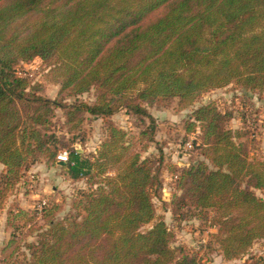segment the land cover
<instances>
[{
	"label": "trees",
	"instance_id": "trees-1",
	"mask_svg": "<svg viewBox=\"0 0 264 264\" xmlns=\"http://www.w3.org/2000/svg\"><path fill=\"white\" fill-rule=\"evenodd\" d=\"M34 58L48 65L55 99L16 74L18 63ZM231 85L264 89V0H0V209L23 172L56 160V109L68 134L78 133L87 115L136 116L144 149L156 128L148 107L176 100L183 110ZM92 90L93 103L78 100ZM231 119L210 101L184 120V133L200 131L201 160L176 176L170 203L173 215L212 211L213 236L228 261L264 240V199L254 192L264 191V162L251 159V141L228 129ZM132 144L109 120L93 155L71 151L66 163L56 160L72 181L96 188L77 192L69 217L54 219L55 209L45 215L27 245L28 264H197L171 247L172 233L153 203L160 168ZM26 216L8 211L7 224Z\"/></svg>",
	"mask_w": 264,
	"mask_h": 264
},
{
	"label": "rangeland",
	"instance_id": "rangeland-1",
	"mask_svg": "<svg viewBox=\"0 0 264 264\" xmlns=\"http://www.w3.org/2000/svg\"><path fill=\"white\" fill-rule=\"evenodd\" d=\"M48 65L40 59L34 58L25 63H18L15 67L19 77L27 78L31 83L42 87V95L48 99H55L58 85L48 83L45 75ZM95 90L80 94L78 100L88 104L95 100ZM71 103L73 99L64 98ZM214 101L219 110L230 112L233 119L227 127L231 131L246 132L251 141L250 157L264 162V89L263 91H247L237 86L215 89L203 95L193 105L178 109L176 100L170 103L148 107V111L155 118L154 143L142 149L145 142L138 139L140 130L144 129L141 119L126 114L124 111L107 119L88 116L80 131L68 134L63 126L62 111L56 109L53 118L52 132L58 140V154L71 151L93 155L101 145L105 136V122L111 120L115 125L127 132L133 142V149L139 151L142 158L150 160L154 167L160 168L161 187L157 197L153 199L156 216L167 222L172 233L171 247L184 250L196 257L197 264H251L252 258L264 259V240L253 243L252 248L236 260H225L220 252V246L215 241L217 232L213 224V212L207 211L204 216H196L194 211L181 210L173 215L170 203L178 195L175 183L176 176L191 161L201 160L198 146L200 131L184 133V120L189 118L192 110ZM146 125L148 121L143 120ZM57 160V156H56ZM41 160L23 172L19 183L8 192L0 209V264H28L29 250L27 245L36 240L38 229L45 227L44 217L55 209L54 219L60 220L74 213L72 202L81 189L92 188L85 179L72 181L68 170L56 161ZM4 166L0 165V176ZM256 195L264 199V191L254 190ZM45 202V205L39 208ZM22 209L27 216L7 224V212ZM31 218V219H29ZM153 223L145 225L141 231H147ZM38 230V231H37ZM14 243L6 249L8 242ZM172 264H176L173 262Z\"/></svg>",
	"mask_w": 264,
	"mask_h": 264
},
{
	"label": "built area",
	"instance_id": "built-area-1",
	"mask_svg": "<svg viewBox=\"0 0 264 264\" xmlns=\"http://www.w3.org/2000/svg\"><path fill=\"white\" fill-rule=\"evenodd\" d=\"M57 160L59 162L66 163L68 161V155H67V153H65V152L62 153L61 152L60 154H58L57 155ZM44 205H45V202H42V205L39 208H41Z\"/></svg>",
	"mask_w": 264,
	"mask_h": 264
}]
</instances>
